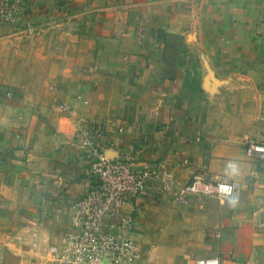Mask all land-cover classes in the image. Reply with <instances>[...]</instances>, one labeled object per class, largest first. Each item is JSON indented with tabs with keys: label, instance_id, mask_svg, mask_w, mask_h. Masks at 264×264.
<instances>
[{
	"label": "crops",
	"instance_id": "obj_1",
	"mask_svg": "<svg viewBox=\"0 0 264 264\" xmlns=\"http://www.w3.org/2000/svg\"><path fill=\"white\" fill-rule=\"evenodd\" d=\"M24 1L0 24V264H46L78 230L74 203L97 183L79 116L111 158L235 186L133 198L131 264H264V160L242 145L264 142V0Z\"/></svg>",
	"mask_w": 264,
	"mask_h": 264
},
{
	"label": "built area",
	"instance_id": "obj_2",
	"mask_svg": "<svg viewBox=\"0 0 264 264\" xmlns=\"http://www.w3.org/2000/svg\"><path fill=\"white\" fill-rule=\"evenodd\" d=\"M25 11L24 0H0V24L18 21ZM58 108L68 110L70 106L60 103ZM74 127L97 183L74 203L70 218L78 230L67 231L58 242L49 244L50 264H131L138 260L135 217L125 211V205L149 188L174 202H186L190 194L226 198L235 192L233 183L207 180L193 168L189 179L181 181L168 167L140 160L132 153L111 158L93 141V128L84 116L75 118ZM242 145L247 153L264 160V142L247 140ZM189 164L188 158L179 161L183 167ZM196 264L223 263L217 256H208L197 259Z\"/></svg>",
	"mask_w": 264,
	"mask_h": 264
},
{
	"label": "rangeland",
	"instance_id": "obj_3",
	"mask_svg": "<svg viewBox=\"0 0 264 264\" xmlns=\"http://www.w3.org/2000/svg\"><path fill=\"white\" fill-rule=\"evenodd\" d=\"M6 245H4V247H5ZM46 254L44 255V261H46V264H50V262H49V255H47L48 254V247H47V249H46Z\"/></svg>",
	"mask_w": 264,
	"mask_h": 264
}]
</instances>
